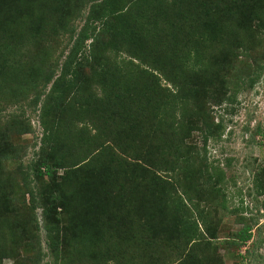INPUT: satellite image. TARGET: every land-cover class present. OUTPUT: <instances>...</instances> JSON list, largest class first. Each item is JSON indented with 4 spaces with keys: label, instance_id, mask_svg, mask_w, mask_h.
Wrapping results in <instances>:
<instances>
[{
    "label": "trees",
    "instance_id": "trees-1",
    "mask_svg": "<svg viewBox=\"0 0 264 264\" xmlns=\"http://www.w3.org/2000/svg\"><path fill=\"white\" fill-rule=\"evenodd\" d=\"M50 1L0 0V102L9 99L6 83L18 74L10 70L21 59V44L34 36L27 33V24L41 31L47 10L43 6ZM54 1L58 3L48 14L55 15L48 17L47 26L54 37L57 32L64 37L54 66L48 71L40 67L32 77L23 74L26 80L41 78L45 89L42 99L38 95L33 99L39 103L41 135L32 175L35 181L49 182L50 192L38 193L30 187L29 173L22 174L30 208H41L45 252L53 257V264L62 254L68 259L60 264H97L100 259L102 264H142L125 258L117 261L109 248L118 227L115 203L127 193L140 196L142 189L126 185L130 176L144 170L153 178L144 194L153 198L130 209L141 217L139 228L133 234L130 228L123 229L122 234L152 248L160 262L151 264L205 260L203 244L211 237L199 227L208 215L194 200L210 201L213 196L206 200L192 190L201 179L211 191L222 194L225 173L219 164L206 161V143L219 138L223 126L209 122L206 112L189 114L186 121L181 104L198 91L204 101L214 104L235 101L237 89L227 97L218 95L211 79L213 63L229 50L228 45L242 49L245 39L239 33L251 28L249 19L256 20L253 29L264 34V0H171L176 8L170 10L165 0H71L84 10L76 16L82 21L76 26L60 24L64 0ZM59 24H64L61 31ZM168 49L172 55L174 49L181 52L182 60L170 62ZM83 67L88 73L82 72ZM160 76L169 87L160 85ZM191 118L195 120L190 122ZM184 124L189 128L186 136L177 135ZM124 130L129 131L128 139ZM196 130L202 151L187 144L191 151L185 152L181 142ZM147 132L156 133L154 143L142 136ZM142 142L149 148L141 147ZM180 178L187 179L188 186H180ZM251 183L257 196L264 195L256 176ZM172 184L175 190L166 188ZM1 191L0 186V200H5ZM108 202L115 206L106 207ZM260 207L264 214V201ZM16 212L0 201V264L15 254L19 242L31 239ZM250 232V225L242 227L235 239L244 244ZM34 240L38 244V238ZM168 244L173 250L165 253Z\"/></svg>",
    "mask_w": 264,
    "mask_h": 264
},
{
    "label": "rangeland",
    "instance_id": "rangeland-1",
    "mask_svg": "<svg viewBox=\"0 0 264 264\" xmlns=\"http://www.w3.org/2000/svg\"><path fill=\"white\" fill-rule=\"evenodd\" d=\"M35 1L37 3V0ZM54 2L53 4L51 0V5L44 4L43 6L47 10L44 14L46 21L41 31L37 33L35 25L27 24V33L34 36L25 44H21L18 50L21 59L10 70L14 76L18 71V76L16 75L13 81L6 83L10 93L7 96L9 99L5 98L0 102V186L1 193L6 196L5 200L0 201H3L8 209L14 207L17 210L16 218L21 223L22 229L25 228L31 236L28 242H19L15 254L3 259L4 264H53L54 261L53 257L45 252L41 208H30L31 202L22 180V174L29 173L30 187L36 188L42 195H47L52 188L46 180L35 181L32 175L41 135L38 123L39 103H34L33 99L36 95L42 99L45 89L41 88L40 77L38 81L35 78L26 80L23 74L29 73L32 77V74H35L40 67H44L39 69L43 71H48L50 67H53L57 53L61 49L59 44L64 40L57 30L61 31L60 29L66 23L69 26L80 25L82 21L76 16L81 17L84 13L79 4L74 7V2L64 0V5L60 7L63 9V12H60L62 16L60 24H64L62 26L59 24L57 30H54L57 32L54 37L53 31L47 26L48 17L52 18L55 15V13L48 14L58 3V1ZM14 4L19 5L17 2ZM42 5L43 3H39L40 7ZM164 5H166V10L176 8L171 0H165ZM68 16L71 18L66 20ZM249 21L252 25L248 32L239 33L241 39H245L242 49H236L235 44L228 45L229 50L220 56L212 67L211 79L218 95L227 97L237 89L235 101L229 104L225 101L214 104L212 101H204L198 91L190 97L187 96L181 104V112L186 121H188L189 114L206 112L209 115V122L211 119L213 125L221 122L223 126L219 138H209L206 143V161L219 164L225 173V180L221 187L222 194L211 191V187L201 179L193 185V194L198 191L199 195L202 194V198L204 195L206 200H209L207 196H213L210 201L194 200V203L198 201L197 208H205L208 215L199 228L205 232V237L209 235L211 237L210 240L207 238L209 241L205 243L206 245L200 241L205 246L204 252L207 258L201 255L202 252H198L199 256L205 257V260L199 259L200 262L196 261L195 264H264V214L260 207L264 201V195L257 196L251 183L252 178L256 176L264 186V34L253 29L256 20L249 19ZM38 36L41 37L37 38ZM238 39L240 40L239 36ZM168 50L171 55L170 62L182 60L181 52L174 49L172 55L171 50ZM81 70L88 73L89 69L83 67ZM159 82L161 86H170L161 76ZM194 120L191 118L189 121ZM186 125L178 128L177 135L186 136V130L189 129ZM163 128L167 127L163 126ZM210 130L214 129L211 127ZM124 134L129 135V131L124 130ZM142 136L152 143L156 140V133L147 132V135ZM129 137L130 135L127 139ZM201 143L202 137L198 130L191 131L190 136L181 142L185 152L191 151L187 144L201 152ZM143 146L149 148L145 142H142L141 147ZM2 147L4 148L1 150ZM110 168L114 167L110 166ZM61 172L58 170V174ZM128 180L127 189L139 187L142 193L138 198V193H127L116 201L115 205H118V208L113 216L118 227L114 233L116 241L109 248L110 254L117 261H123L125 258L135 263H158L160 260L156 254H153L151 247L140 244L141 242L134 238L130 239L125 236V233L122 234L123 229L130 228L133 234L139 228L141 217H137L130 209H136L153 198V196L144 194L147 183L152 182L153 178L141 170L130 176ZM179 184L186 187L189 182L185 178H180ZM172 186L169 185L166 188L175 190V186ZM187 205L190 207L189 204ZM110 206L114 207L112 202L106 204V207ZM163 210L166 211V206ZM161 217L164 216L161 215ZM35 220L37 231H35ZM61 220L65 221V216H62ZM156 221L158 222V219ZM247 225L251 226V236L247 242L240 244L235 239V235L239 229ZM20 236L23 240L22 234ZM34 238H38V244H34L36 242ZM170 246V244L164 245L167 247L164 248L165 253L173 250ZM156 247L158 248V245ZM67 255L62 254L61 263L68 259ZM101 260L96 263L102 264ZM56 262L60 264L59 260ZM111 263L115 264L114 261L107 262V264Z\"/></svg>",
    "mask_w": 264,
    "mask_h": 264
}]
</instances>
